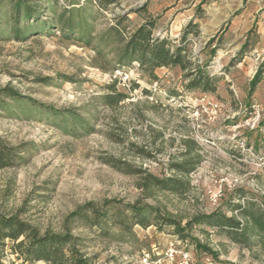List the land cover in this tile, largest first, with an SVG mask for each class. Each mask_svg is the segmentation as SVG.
Instances as JSON below:
<instances>
[{
  "label": "rangeland",
  "instance_id": "1",
  "mask_svg": "<svg viewBox=\"0 0 264 264\" xmlns=\"http://www.w3.org/2000/svg\"><path fill=\"white\" fill-rule=\"evenodd\" d=\"M30 1L43 9L40 29L21 38L13 33L11 2L0 4V90L10 85L24 97L0 104V145L14 154L0 169V213L41 232L70 228L98 264H140L144 252L161 251L175 236L188 238L203 264H264L258 246L192 221L216 211L241 219L235 205L246 198L264 209V0H116L107 9L98 0ZM61 19L72 20L75 31L87 22L90 42ZM146 21L175 44L187 26L196 29L187 54L221 78L215 93L187 89L178 66L157 68L156 79L138 62L120 66L118 34ZM28 23L34 19L20 27ZM258 70L262 80L251 88ZM114 82L126 98L111 107L103 96ZM188 138L201 145V161L190 173L177 172L171 163L182 161ZM111 158L142 172L114 168ZM150 175L187 188L147 190ZM88 203L108 218L96 225L69 218Z\"/></svg>",
  "mask_w": 264,
  "mask_h": 264
},
{
  "label": "trees",
  "instance_id": "2",
  "mask_svg": "<svg viewBox=\"0 0 264 264\" xmlns=\"http://www.w3.org/2000/svg\"><path fill=\"white\" fill-rule=\"evenodd\" d=\"M2 1L0 0V4ZM9 1L12 8L13 33L16 37L21 38L24 33L40 29L37 21L43 9L39 5H34L30 0ZM115 1L98 0L97 5L102 9H107ZM24 19H34L35 23H28L25 28H22L20 24ZM59 24L63 28L75 32L79 38L90 42L91 38L85 27L88 25L87 22L80 26L79 31H75L76 25L72 23V20L63 21L61 19ZM154 25V21H146L126 37L118 34L119 47L116 49V58L120 66L138 62L141 70L153 79L157 78L155 73L157 68L178 66L186 71L184 78L188 80L187 89H200L203 92L215 93L217 83L221 78L217 75L212 76L202 67L195 65L187 54L188 35L197 32L193 31L196 29L191 31L190 26H187L181 36L180 44H175L171 39L155 36ZM44 26L46 25L42 27ZM262 73L263 70H258L251 82V88H255L262 80ZM115 82L109 85V92L103 96L105 103L111 107L126 98L125 93L116 89ZM5 98L20 100L24 97L15 88L7 85L0 90V104H3L1 102ZM200 149H202L201 145L194 139L183 140V149L180 152L183 159L180 162L171 163V168L177 172H192L201 161V155L197 153V150ZM13 155L11 149L0 145V169L14 163ZM108 164L129 174L142 172L132 169L127 163L115 158L109 159ZM142 187L147 190L158 188L182 193L186 190L187 184L176 178L161 179L150 175V177L145 178ZM245 200L243 205H235V209L240 212L241 219L235 215L228 216L216 211L210 214L197 215L192 221L198 224L212 225L220 231H226L233 240L240 244L247 247L258 246L264 251V209L252 199L246 198ZM135 214H138V211H135ZM143 214L144 211L139 216H143ZM108 216V214L96 211L93 203H88L72 212L69 218L76 217L88 224L96 225L100 217L108 218ZM137 220L138 223L146 225L144 217ZM192 221L189 222V225ZM168 222L177 225L173 220H168ZM177 229L182 234L183 229L179 226ZM200 246L207 254L217 255L208 245ZM39 262L45 264H98L97 256L90 255L84 249L82 237L74 235L70 228L64 232L50 230L41 232L36 226L22 220L18 215L0 213V264H38ZM197 263L203 264L199 259Z\"/></svg>",
  "mask_w": 264,
  "mask_h": 264
},
{
  "label": "built area",
  "instance_id": "3",
  "mask_svg": "<svg viewBox=\"0 0 264 264\" xmlns=\"http://www.w3.org/2000/svg\"><path fill=\"white\" fill-rule=\"evenodd\" d=\"M221 191L222 186L219 189ZM197 262L198 254L190 240L179 236L168 240L161 251L152 254L144 252L140 257V264H198ZM205 264L214 263L207 258Z\"/></svg>",
  "mask_w": 264,
  "mask_h": 264
}]
</instances>
